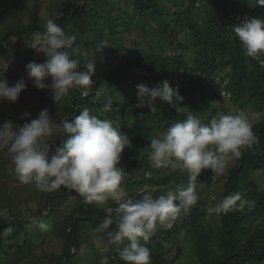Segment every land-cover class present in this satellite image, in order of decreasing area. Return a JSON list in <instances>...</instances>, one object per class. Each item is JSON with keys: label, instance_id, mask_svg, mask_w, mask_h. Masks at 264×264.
Masks as SVG:
<instances>
[{"label": "trees", "instance_id": "obj_1", "mask_svg": "<svg viewBox=\"0 0 264 264\" xmlns=\"http://www.w3.org/2000/svg\"><path fill=\"white\" fill-rule=\"evenodd\" d=\"M5 2L0 10V79L9 86L24 79L27 87L17 102L5 100L0 105V124L12 121L22 126L23 113L35 119L43 109L59 123L84 107L112 120L131 145L118 165L126 173L123 198L138 200L147 193L157 197L187 183L188 174L178 164L154 168L148 146L188 110L204 122L216 113L234 114L237 109L247 113L255 139L239 159H233L219 196L222 200L239 192L248 203L209 214L208 205L217 202L209 201L216 173L202 170L198 202L171 228L158 224L151 238L141 243L150 250V264H264V56H246L232 31L238 18L264 17V8L255 0ZM49 18L75 36L73 48L86 53L73 57L80 60L81 71L95 57L93 86L86 96L72 90L54 102L49 91L37 90L27 78L25 66L46 59L36 48ZM165 80L178 89L183 97L179 106L188 110L177 113L159 100L155 111L136 107L137 85L151 89ZM106 101L112 104L108 112L103 111ZM64 139L56 133L49 143L56 147ZM8 155L6 148H0V264H104L105 260L125 264L115 246L108 244L107 232L115 228L116 215L112 214L109 229L94 231L108 215L106 209L117 206L115 199L86 205L78 193L63 187L42 196L34 185L17 181ZM32 217L46 223L47 229L32 224ZM9 226L11 233L3 234ZM52 244L57 251L51 250Z\"/></svg>", "mask_w": 264, "mask_h": 264}, {"label": "clouds", "instance_id": "obj_2", "mask_svg": "<svg viewBox=\"0 0 264 264\" xmlns=\"http://www.w3.org/2000/svg\"><path fill=\"white\" fill-rule=\"evenodd\" d=\"M255 3L264 8V0H255ZM56 19H47L44 32L38 38L36 50L45 56V61H32L25 66L28 80L37 90L49 91L54 102L72 90L88 95L96 67L94 57L83 64L84 71L80 70V60L73 57L86 53L73 48L75 36L66 34ZM238 21L232 31L245 55L254 59L264 56V17L245 16ZM49 79L51 82L46 83ZM26 87L24 79L12 86L0 79V100L15 103ZM222 96L229 98L224 93ZM137 100L136 107H147L149 111L156 110L157 100L173 107L177 113L187 109L179 106L183 97L167 80L151 89L143 83L137 85ZM111 109V102L106 101L103 111ZM21 119H26L22 126L12 121L0 124V148H6L11 156L17 181L34 185L41 192H53L61 187L71 189L86 205L115 199L117 206L106 209L108 215L94 231L109 229L113 224L112 214L116 215L115 228L107 232L108 244L115 246L125 264H150V250L141 241L147 242L158 224L171 228L198 202L197 185L202 170L222 174L228 162L239 159L255 139L244 110L237 109L234 114L216 113L208 122L188 110L184 118L173 121L163 135L152 138L148 146V158L154 168L178 164L188 174L187 183L157 197L147 193L137 200L121 195L126 173L118 165L130 141L112 120L98 117L88 107L59 123L54 122L47 109L41 110L35 119L25 112ZM56 133L65 139L53 147L49 139ZM246 203L241 193H230L207 211L209 214L227 213L236 207L243 208ZM31 222L41 230L47 229V224L38 217H32ZM11 231L9 226L3 234Z\"/></svg>", "mask_w": 264, "mask_h": 264}, {"label": "rangeland", "instance_id": "obj_3", "mask_svg": "<svg viewBox=\"0 0 264 264\" xmlns=\"http://www.w3.org/2000/svg\"><path fill=\"white\" fill-rule=\"evenodd\" d=\"M5 1H8V0H0V10L1 9H3V7H4V5H5ZM23 46L22 45H19V48H22ZM17 48H18V46H17ZM22 68H20V70H21ZM175 75H177V76H184V75H181V73L180 74H178V73H175ZM200 99H204V98H200ZM200 99H198V101L200 100ZM5 100H0V105L4 102ZM200 102V101H199ZM251 118H254V121L255 120H257L258 119V116L257 115H252V116H250ZM252 121V120H251ZM130 148H131V145H130V147H128V148H126V149H128L129 151H130ZM124 155V153H122L121 154V157ZM9 156V155H8ZM232 164H233V160H230L229 162H228V164H227V167H226V169H225V171L222 173V174H215V176L213 177V179H212V183H214V187L215 188H213V189H211V191L210 192H212V194L210 195V199H209V201L211 200V201H217L216 203H218L219 201H220V189H221V186H222V183L224 182V180H225V178H226V176H227V171H228V169L232 166ZM203 171H206V170H203ZM153 191H155V189H152ZM141 191V190H140ZM47 192H42V196H44L45 194H46ZM214 204L213 203H211L210 205H208V207H210V206H213ZM57 249H58V247H57V245H55V244H52V246H51V250L52 251H57ZM187 258H188V263H190L191 262V260H192V258H191V256L190 255H188L187 256Z\"/></svg>", "mask_w": 264, "mask_h": 264}]
</instances>
